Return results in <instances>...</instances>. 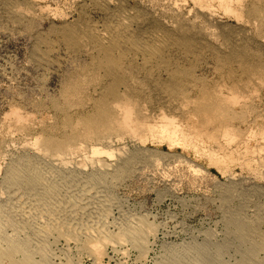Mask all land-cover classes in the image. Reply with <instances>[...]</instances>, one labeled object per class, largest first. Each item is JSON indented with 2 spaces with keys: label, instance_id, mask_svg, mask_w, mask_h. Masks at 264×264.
Masks as SVG:
<instances>
[{
  "label": "bare ground",
  "instance_id": "1",
  "mask_svg": "<svg viewBox=\"0 0 264 264\" xmlns=\"http://www.w3.org/2000/svg\"><path fill=\"white\" fill-rule=\"evenodd\" d=\"M73 1L83 13L94 18L81 26L64 21L63 30H58L56 36L71 43L78 39L77 46L90 56L91 62L65 83L64 103L61 107L53 104L54 109L60 111L59 120L53 125L45 119L33 125L32 116L24 115L15 107L8 114L9 122L18 130H27L28 137L21 146L23 152L12 155L5 174L10 197L4 204L0 203V264H36L39 260L34 263V254L41 257L40 264L54 263L47 247L33 252L28 245L24 246L32 237L20 229L23 217L29 218L24 221L25 228L30 223L35 225V239L41 238L45 230L55 228L70 240L75 227L81 228L79 239L94 255L101 253L106 243L116 240H129L145 248L146 235L153 230V225L142 232L137 223L115 222L120 225V232L113 234L110 230V234L107 223L104 224L110 209L107 205V210L108 201L103 195L112 193L113 182L121 179L137 162L160 161L156 151L150 152L139 144L153 137L160 144L168 142L171 149L175 145L208 149L210 155L206 156L218 165L224 163L226 157H218L217 151L224 149L228 152L226 155L230 153L232 162L235 155L231 153L242 146L239 145L243 136L241 125L255 112L252 102L256 104L254 100L264 96V63L252 60L236 47L246 34L264 50V0H260L262 6L255 10L246 0H189L191 9L207 19H218L215 17L218 12L236 18L238 31L223 40L203 28L190 34L193 22L185 14L182 20L145 14L133 4L130 6L131 0ZM179 1L183 0L172 3L179 5ZM0 4H4L7 15L14 19H33L46 7L40 0L16 4L0 0ZM245 6L250 7L249 10ZM237 40V45H232ZM167 53L176 57L186 55L190 59L204 53L216 55L221 74L209 84L188 79L180 68L179 59L163 64ZM157 72L165 73L167 79L152 80ZM258 133L264 141V126ZM125 140L135 147L130 153ZM255 147L260 152L252 153L253 147L249 152H263L264 145ZM3 148L6 146L0 145V153ZM4 210H9V214ZM14 211L20 214L17 219L12 217ZM8 227L12 229L9 235ZM66 228L71 231H64ZM21 254V261H17L15 256Z\"/></svg>",
  "mask_w": 264,
  "mask_h": 264
},
{
  "label": "rangeland",
  "instance_id": "2",
  "mask_svg": "<svg viewBox=\"0 0 264 264\" xmlns=\"http://www.w3.org/2000/svg\"><path fill=\"white\" fill-rule=\"evenodd\" d=\"M9 1L15 4L24 2ZM67 1L40 0V4L48 7H45L46 14L42 11L33 19L11 18L7 15L4 4H0V145L6 146L3 148L4 152L2 149L0 153L2 204L10 197L5 186L8 165L13 154L23 152L21 146L28 137L27 130H18L9 122L8 114L15 107L24 115H31L33 125H38L42 119L53 125L59 120L57 116L60 114L53 104L61 107L64 103L62 91L65 83L91 62L90 56L77 46L78 39H73L71 43L56 36L58 30H63L64 23L81 26L94 18V15L83 13L77 2ZM246 1L253 10L262 6L260 0ZM172 2L174 0H131L129 4L144 13L149 12L171 20H182L185 14L193 22L188 31L190 34L203 28L218 40H223L231 38L238 31L239 22L233 16L218 12L215 16L218 19H207L191 9L192 3L189 0L179 1V5ZM246 8L249 10L250 7ZM237 43L238 40L236 43L232 42V45L236 46ZM238 45L236 47H240L252 60L264 63V50L260 49L251 35L241 36ZM210 55L198 54L190 59L186 55L176 57L167 53L162 62L166 65L179 59L186 78L209 84L215 82L222 71L217 56ZM139 79L144 81L141 77ZM155 79L163 82L167 75L157 72L152 80ZM151 93L150 101L153 102L154 93ZM259 98L254 100L258 101L256 104L252 102L256 116L253 113L248 123L241 125L242 138L245 137L240 141L250 139L248 144L240 142L239 145L243 148L239 146V151L231 153L237 157L244 151L242 154L247 159L241 154L231 162L230 153L227 156L228 152L223 149L217 151L218 157L225 156L224 163L228 161L226 164L220 162L216 165L210 161L208 149L195 150L192 146L184 148L181 145H175L171 149L168 142L160 144L153 137L144 144H139V147L144 146L150 152L156 151L160 155V161L137 162L121 179L113 182L112 193L103 195L108 201L106 206L110 209L107 206L108 214L103 222L107 223V231L111 230L113 234L120 232V225L116 223H137L142 232L148 225L154 226L146 235L145 248L129 240L109 241L110 244L106 243L108 245L105 244V248L97 256L80 241L81 228H73L75 232L70 240L55 228L45 230V235L35 239V225L30 223L25 228L24 221L29 218L23 217V222L19 223L20 229L23 228L32 237L31 242L24 246L28 245L33 252L47 247L53 264H264V149L255 154L260 152L258 147L264 145L258 133L264 126V96ZM236 110L240 111V107L236 106ZM248 127L254 130L249 132ZM249 136L252 138H248ZM257 138L259 142L256 143ZM125 143L128 146L127 152L130 153L135 147L129 140H125ZM244 145L249 151L252 147L255 148L251 152L255 151L256 156L253 152L247 153ZM236 152L240 154L237 155ZM242 160H246L245 163ZM4 211L9 214V210ZM19 215L18 211H14L12 217L17 219ZM30 220L33 221L32 218ZM66 230L71 231L68 228L64 231ZM11 232L12 229L8 227L7 235ZM22 256L23 254L16 255L15 259L21 261ZM33 260L34 263L39 260L36 264H40L41 257L34 254Z\"/></svg>",
  "mask_w": 264,
  "mask_h": 264
}]
</instances>
